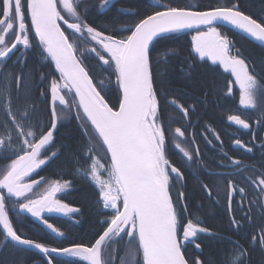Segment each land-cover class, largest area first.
I'll return each mask as SVG.
<instances>
[{
	"label": "snow or ice",
	"instance_id": "1",
	"mask_svg": "<svg viewBox=\"0 0 264 264\" xmlns=\"http://www.w3.org/2000/svg\"><path fill=\"white\" fill-rule=\"evenodd\" d=\"M93 3L97 18L114 7L113 0H0V81L6 82L0 87V264H20L2 258L9 247L38 250L45 264H61L57 257L113 264V245L125 239L128 259L121 264H210L207 259L188 254L189 245L202 250L201 237L215 238L216 234L198 218H191L185 192L178 187L185 181V172L173 162L171 154L175 151L188 162L194 156L199 159L194 135L187 138L192 151L178 140L185 139L194 121L201 123L222 93L231 97L234 86L238 85L241 106L264 107V75L256 72L257 66L250 64L216 26L225 22L264 42V15L254 18L246 13L241 0H229L206 10L168 4L143 15L139 10L131 13L138 19L124 27L116 26L119 21H112L110 27H97L96 21L90 20ZM193 28L197 31L192 37L196 54L192 59L222 65L232 77L223 90L200 82L204 91L195 96L198 65L185 64L179 82L169 76L170 67L163 66L160 47L173 39V34ZM80 42L90 45L85 50L88 55L80 51ZM30 48L38 50L50 70L30 72L27 56L22 53L16 64L23 66L18 72L9 71L11 56L19 49ZM168 51L175 55L172 49ZM87 59L99 62L100 75L90 73ZM113 89L118 97L116 104L108 98ZM170 113H179V123L186 127H173L177 118ZM71 120L80 122L84 143L77 149L87 163L85 169L77 171L96 188V205L111 213L103 214V226L90 244L50 246L20 233L12 216L30 214L57 237L65 233L49 222L46 213L79 222L75 217L81 209L58 195L71 189L72 181L35 178L38 170L63 155L60 149H52L59 128ZM228 120L243 129L252 128L239 115H230ZM256 126H264V120H257ZM205 130L222 144L219 133L207 125ZM234 144L252 151L239 139ZM225 157L229 164L219 167L234 169L232 175L240 176L248 167L240 159ZM72 159L77 160V153H72ZM244 179L258 190V195L245 204V187L228 180L229 222L239 231L245 223L254 224L259 214L261 223L249 243L264 251V171L257 178ZM201 188L212 198L213 191L207 184L202 183ZM237 196L239 218L232 208ZM229 242L233 250L225 253L219 264H246L248 250L238 241Z\"/></svg>",
	"mask_w": 264,
	"mask_h": 264
},
{
	"label": "trees",
	"instance_id": "2",
	"mask_svg": "<svg viewBox=\"0 0 264 264\" xmlns=\"http://www.w3.org/2000/svg\"><path fill=\"white\" fill-rule=\"evenodd\" d=\"M159 1L161 5L163 4L162 6L171 4L176 7L199 10H206L210 7L225 5L229 2V0ZM118 5L120 7L125 6L127 8L139 10L141 15H143L145 11H151V9L155 7L152 2H149V0H120ZM241 6L246 13L253 15L254 18L264 15V0H241ZM92 7L96 8L94 3L91 8ZM99 18L100 23H96L97 27H108L112 26V21H119L120 23L127 20L125 17L114 14L113 9L99 15ZM96 22H98V20H96ZM192 33L194 32L188 31L173 34L174 38L167 41L166 44L160 47V58L165 61V64L163 65L164 67H170L171 70L168 73L169 76L175 78L177 82H179V78L182 75V68L185 64L198 65L197 72L194 74L197 78L198 86L193 94L195 96H200L204 91V89L199 86L200 82H204L206 87L218 89L224 86V79L221 78L217 71L211 69L207 65H202V63H198L196 60L193 61L191 52ZM251 47L252 53H258L260 50L257 46L251 45ZM168 49H172L175 55H173L172 52H169ZM20 52L27 56V69L30 72L35 74L40 71L50 70L46 67V65H43L46 61L40 57L38 50H35L34 48L27 50L19 49L15 54L17 55ZM243 52L247 55L249 54L244 50ZM14 55L11 56V59ZM11 59L7 62V69L9 71L18 72L20 67L23 65L15 67L13 64L11 65ZM86 65L90 73L97 75L98 69L95 64ZM5 83V81H0V87H4ZM108 98L110 103H117L118 97L114 89L111 91ZM37 103H40V101L38 100ZM209 113L212 119L219 117L215 104L212 106ZM79 124V121L71 120L69 122H65L64 125L59 128V131L56 134V144L52 151L60 149L63 152V155H61L59 159H56L55 162H51L48 166L44 167L38 175L35 176L36 178L42 176L50 180L57 178L71 180L72 188L69 189L68 191L70 192L65 195L67 196L66 200L81 209V213L84 214L83 216L85 220L81 217L79 219L80 224L78 223V226H74L63 220L55 221L53 224L65 233L64 237H57L55 234L46 230L43 226L34 223V221L29 217L21 214L19 216H12L14 225L20 233L27 238L46 243L50 246H68L72 243H83L85 245L90 244L96 233L99 232L103 226L100 222L106 218L105 215H103L106 212L102 211V206L96 205L95 203L96 188L91 185L86 178L81 177L80 171H77V169L83 170L87 167V163L85 160L80 158L77 149V145H82L84 143ZM61 145H64L65 147L61 149ZM72 153H77L76 161H73ZM2 163L3 161H0V164ZM187 198L189 200V204L195 210V213L199 214L206 221L204 226L210 228L216 234L215 238H209L202 243V250L200 252L188 249V254L190 256H197L202 260L207 259L210 264H219L222 256L233 250L234 246L229 241H238L243 248L248 250L246 264H264V251L261 250L259 245L252 246L249 243V237L250 234L252 235L253 226H249L246 223L244 228L237 234L236 230H234L230 225L223 208L217 207L212 203V201H209L208 206L204 208H202V206H197V202L205 199V195L200 185L193 179L189 184ZM33 224L38 227H34ZM125 241L126 239L119 247L126 246ZM2 258L7 261L15 259L18 260L20 264H45V260L41 253L30 250L19 251L17 249H12L11 247L3 253ZM57 259H59L57 261L61 262V264H63V262H67V264H85L84 262H79L78 260H62V257H57ZM127 259L126 250H116L113 258V264H119Z\"/></svg>",
	"mask_w": 264,
	"mask_h": 264
},
{
	"label": "flooded vegetation",
	"instance_id": "3",
	"mask_svg": "<svg viewBox=\"0 0 264 264\" xmlns=\"http://www.w3.org/2000/svg\"><path fill=\"white\" fill-rule=\"evenodd\" d=\"M149 2H152L153 5L157 7V0H149ZM111 9L114 10V14H118L127 19L126 21H123L117 24L116 25L117 27H124L125 25L131 24L138 19L135 15L131 14L137 11L135 9L127 8L125 6L120 7L118 3L114 5V7H112ZM124 10L128 12H124ZM89 11L91 13L90 20H95V21L98 20V22L96 23L99 24L100 18L99 19L97 18L98 10L92 7V8H89ZM62 27L64 26L62 25ZM218 28L223 34L227 35L235 43L236 48L240 50V52L243 54V56L247 59V61L250 64H255L257 66L256 72L260 73L261 75H264V48L255 44L254 42L247 39L246 37L241 35L239 32L231 28H228V27H218ZM191 44H192V36H191ZM251 45L259 47L260 49L259 52L252 53ZM89 46L90 45H88L87 42H80V51L83 52L84 55H88V53L85 50ZM243 50L249 54L248 55L245 54ZM191 52H192V57L195 56L194 51H193V46H192ZM21 54L22 52H20L17 55L15 54L12 57L11 65L13 64L15 67L17 66L16 58L17 56H20ZM196 61H198V63H202V65H207L211 69L217 71L218 74L221 76V78L224 79V85L232 79L230 73L226 71L222 65H213L210 60H208L207 63H204L203 61H200L198 57ZM85 63L95 64L98 69L97 75L101 74L102 69L97 60L87 59L85 60ZM43 65H47V62H44ZM104 75H108V73H104ZM223 88L224 86L218 89L223 90ZM233 93L234 94L231 97H227L226 94L222 93L217 98L215 107L217 108L218 113H219L218 118L212 119L209 113L211 110H209L207 115L203 117V120L201 121L199 125H197L194 121L192 127L187 128L185 139L178 140V142L181 143L182 147L186 148L189 151H192V142L187 141V138L191 135H194L195 137L194 142L196 145H198L200 149L199 159H197L194 156L191 162L184 161L182 156L178 155L175 151H172L170 149V151H172L171 159L173 160L174 163H176L177 166L181 167L182 171L185 172V181L182 186L178 185V187H180L181 190L185 192V195H186L185 202L188 205L189 214L191 218L193 219L198 218L203 223V225H205L206 221L199 214L195 213V210L191 207V205L189 204V200L187 198L189 184L191 183L192 179L195 180L200 185V187L202 183L207 184L208 187L211 188L213 191L212 198H209L204 192L205 199H203L202 201L199 200L196 205L199 207L202 206V208H204L208 206L209 201L210 202L212 201V203L215 204L217 207L223 208L227 216V219L229 221L230 214H229V211L227 209V204H226L227 181L231 179V180H234L240 186L245 187L247 196L244 202L245 204H247L249 200H253L258 195V190L254 189L252 185L247 180L244 179V177L257 178L258 173L264 171V147H262V145H264V126L262 127L256 126L257 120H264V107H261L259 104H258L257 109H250V108L246 109L243 106H241L239 104L238 85L233 87ZM170 114L174 115L177 118V123L174 124L173 127H182V128L186 127L185 125H182L181 123H179V113H170ZM230 115L241 116L242 119H246L248 123L252 125V128L243 129L240 126L233 124L232 122L228 120V117ZM205 125L208 126L209 130H215V132L219 133L222 144L218 143L215 139H213V137L210 134V131L205 130ZM236 139L241 140L243 144H245L247 147L252 148V151L247 152L245 149L236 147L234 144V141ZM209 140L212 141L211 144L208 143ZM225 154H227V157H233V158L240 159L243 165L248 166L244 170L242 175L240 176L232 175L231 173L234 172V169L230 167H223V168L219 167L221 163L225 165L229 164V160L226 159ZM40 171L41 170H38V173ZM208 173H213V174L209 175ZM215 173H225V175L218 176V175H215ZM69 192L70 191H66L65 193H61L58 195L62 198L64 202L69 203L70 205H73L72 203L66 200L67 196L65 195ZM261 195H264V194H261ZM238 199H239L238 196L234 198L233 204H232L233 212L237 218L241 216V212L237 208ZM73 206H76V205H73ZM46 218L49 219V222L52 224L58 220H63L69 223H73V219H71L70 221L68 219L69 217L64 218V217L48 215ZM80 218H81V214H78L75 217V219L78 221ZM35 222L36 221H34V223ZM260 222H261L260 216L259 214H257L255 216L254 224L252 225L248 224L249 226H253L252 234H255V232L258 231V226L256 225H258ZM79 224H80V221H79ZM33 226L38 227V226H35V224H33ZM240 230L236 231V233L238 234ZM209 238H212V237L202 236L201 244L204 243ZM123 242L124 240L120 241L118 244H115L114 248L116 250H126V254H127L128 252L127 239L125 241L127 245L124 247H119L120 244H123ZM188 249L197 250V252L201 251L199 249L193 248L191 245L188 246ZM62 260H69V259L62 258ZM79 262H82V261H79ZM119 264H121V262Z\"/></svg>",
	"mask_w": 264,
	"mask_h": 264
},
{
	"label": "water",
	"instance_id": "4",
	"mask_svg": "<svg viewBox=\"0 0 264 264\" xmlns=\"http://www.w3.org/2000/svg\"><path fill=\"white\" fill-rule=\"evenodd\" d=\"M118 1H119V0H113V4L117 3ZM216 26H224V27L231 28V29H233V30L239 32L241 35H243V36L246 37L247 39L251 40V41L254 42L255 44H257V45H259V46H261V47L264 48V42H260V41L254 40L252 37L248 36L246 33H243L240 29L236 28L235 26H233V25H231V24H227V23H225V22H220V23H218ZM202 29H203V28H202ZM202 29H201V30H202ZM183 31H197V30L193 28V29H185V30H183ZM22 215L27 216V217H30V218H33V217L30 216V214H27V213H24V214H22ZM48 215H53V216L64 217V218H65V216H62V215H60V214H56V213H51V214L46 213V214H45V217H47ZM33 219L36 220L35 218H33ZM36 221H38V220H36ZM38 223L41 224L40 221H38ZM41 225H42V224H41ZM42 226H43V225H42ZM43 227L46 228L45 226H43ZM46 229H47V228H46ZM47 230H48V229H47ZM48 231H49V230H48ZM21 247H22V246H21ZM29 250H30V251H33V252H38V250H35V249H29Z\"/></svg>",
	"mask_w": 264,
	"mask_h": 264
},
{
	"label": "bare ground",
	"instance_id": "5",
	"mask_svg": "<svg viewBox=\"0 0 264 264\" xmlns=\"http://www.w3.org/2000/svg\"><path fill=\"white\" fill-rule=\"evenodd\" d=\"M67 191H68V190H67ZM101 206H102V205H101ZM105 210H106V211H104V210H103V208H102V211H103V212H106V213H109V214H110V212H111V210H110V209H105ZM77 215H78V214H77ZM77 215H76V216H77ZM83 215H84V214H83V213H81V217H82V219H84V220H85V218H84V216H83ZM68 219L71 221V219H70V218H68ZM78 223H79V222H78ZM78 223H74V222H73V223H71V224H73V225H76V224H77L76 226H78ZM82 262H84V263H86V264H87V262H86V261H82Z\"/></svg>",
	"mask_w": 264,
	"mask_h": 264
},
{
	"label": "rangeland",
	"instance_id": "6",
	"mask_svg": "<svg viewBox=\"0 0 264 264\" xmlns=\"http://www.w3.org/2000/svg\"><path fill=\"white\" fill-rule=\"evenodd\" d=\"M119 1H120V0H119ZM119 1H118V2H119ZM118 2H117V3H118ZM159 4H160V1L157 0V6H158ZM91 6H92V4H91ZM91 6H90V8H91ZM124 12H128V11L124 10ZM103 14H104V13H103ZM102 208H103V207H102ZM103 210L106 211L104 208H103ZM110 213H111V212H110ZM113 246H115V245H113Z\"/></svg>",
	"mask_w": 264,
	"mask_h": 264
}]
</instances>
